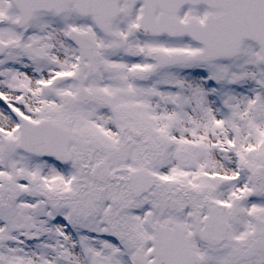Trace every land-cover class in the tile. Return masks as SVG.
Returning a JSON list of instances; mask_svg holds the SVG:
<instances>
[{"label": "snow or ice", "instance_id": "6c2138e0", "mask_svg": "<svg viewBox=\"0 0 264 264\" xmlns=\"http://www.w3.org/2000/svg\"><path fill=\"white\" fill-rule=\"evenodd\" d=\"M0 264H264V0H0Z\"/></svg>", "mask_w": 264, "mask_h": 264}]
</instances>
